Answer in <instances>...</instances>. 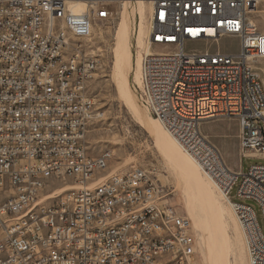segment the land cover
<instances>
[{
    "label": "built area",
    "instance_id": "2783aa9c",
    "mask_svg": "<svg viewBox=\"0 0 264 264\" xmlns=\"http://www.w3.org/2000/svg\"><path fill=\"white\" fill-rule=\"evenodd\" d=\"M117 1L0 0V264H201L191 221L154 170H110L111 150L87 153L99 115L87 94L99 63L88 41L99 22L114 20ZM261 2L151 0L150 51L134 80L139 101L230 205L248 264H264V236L254 209L230 192L239 181L236 197L254 200L264 220V164L232 171L199 127L235 117L240 158L264 159V88L254 65L264 59V33L251 19ZM184 23H196L199 36ZM221 37L235 38L237 51H212ZM60 181L78 186L47 190Z\"/></svg>",
    "mask_w": 264,
    "mask_h": 264
},
{
    "label": "rangeland",
    "instance_id": "374dc122",
    "mask_svg": "<svg viewBox=\"0 0 264 264\" xmlns=\"http://www.w3.org/2000/svg\"><path fill=\"white\" fill-rule=\"evenodd\" d=\"M122 1L123 0H118L116 3L114 20L111 22H99L94 27L92 36L88 41L91 50L97 55L99 63L95 75L88 83L87 94L93 99L95 109L99 115L91 121L86 133L85 145L87 153L90 156H97L104 150H111L113 156L109 164L110 170L126 171L132 166L154 170L153 172L157 180L173 191L170 201L175 206L176 210L181 215L188 217L191 221L197 241L196 260L201 264H207L211 255V243H209L208 236L203 234L196 227L194 220L185 209L184 195L183 192H181L182 189L176 178L177 169H175V166L168 161L169 158H167L164 153H161L162 151L155 144L150 133L137 122L132 109L127 103L125 94L121 92V87L118 82L116 83L118 77V62H120V56L117 51V39L123 11ZM143 1L147 2L148 0ZM148 9L149 4H145L143 7L145 18L142 22V26L143 29L149 31ZM251 19L256 24L257 28L264 33V2H261L258 9L251 13ZM130 26L131 33H133L135 30H133V28H136L137 26L136 14L131 16ZM135 43V39H132V51L134 52L135 58L138 59L139 64L140 56L144 49ZM202 46L203 45L200 43H187L185 49L202 48ZM148 47L149 45H147V52L150 51ZM209 48L212 51L233 53L237 51L238 43L235 38L221 37L217 42H212L209 45ZM166 50L171 49L166 48ZM254 65L258 68L260 77L264 82V59L255 61ZM128 78L132 92L136 95L134 91V70L131 69L129 71ZM199 128L202 135L217 148L224 163L232 171L237 172L241 170L245 173L251 164H264V159L247 157L240 158L237 137L239 126L235 117L216 116L213 118H207L201 121ZM181 150L182 149L180 148V153L184 156L186 153ZM200 174L204 175L202 171ZM238 178H240V176ZM238 183L239 181L233 186L230 192V198L233 201L247 204L254 209L258 224L264 236V220L261 216L259 206L252 199H239L236 197L235 193ZM61 185V181L57 182L49 189L47 188V190L51 191L53 188H60ZM216 192H218L217 189ZM224 206L231 212L235 219L236 217L230 205L224 202ZM236 224L239 230H241L237 221ZM226 231L228 245H230H227L225 251L226 263L248 264L245 237H243L244 245L241 251L238 244H235L234 238H232L234 237L232 230ZM201 238L203 245L206 248L207 260H205L201 251Z\"/></svg>",
    "mask_w": 264,
    "mask_h": 264
},
{
    "label": "bare ground",
    "instance_id": "6f19581e",
    "mask_svg": "<svg viewBox=\"0 0 264 264\" xmlns=\"http://www.w3.org/2000/svg\"><path fill=\"white\" fill-rule=\"evenodd\" d=\"M145 4H149L148 15L150 16L152 13L150 0L147 2L143 0L122 1L123 11L117 39V51L120 56V62H118V77L116 83L118 82L121 87V92L125 94L127 103L132 109L137 122L150 133L155 144L162 151L160 152L164 153V155L169 158L168 161L177 169L176 178L182 189L181 192H183L184 195L185 209L194 220L196 227L203 234L208 236L209 243H211V255L207 264H227L225 251L228 245V236H226V230H232L234 236L232 238H234L235 244H238L241 251L244 245V234L239 230L236 224L237 220L235 221L236 218L234 219L231 212L224 206L226 200L215 186L213 180L203 172L204 175L200 174L201 169L198 163L189 153L181 148L176 139L164 129L162 124L154 116L151 115L150 111L132 92L129 84V71L131 69L134 70L136 77L139 70L138 59L135 58L134 52L132 51V39H135V44L144 49L142 53H147V36L149 31L143 29L142 26V22L145 18L143 12ZM75 8L76 11H80L83 9V4L78 2ZM133 14L137 15V26L133 28V30H135L131 33L130 23ZM184 31H191L192 36H199V26H196V23H184ZM160 36H167V27H160ZM170 36H177V29H170ZM166 48L173 50V41H166ZM178 147L186 153L184 156L180 153V148ZM77 186V184H63L60 188H56L54 194L69 188H76ZM216 189L218 192H216ZM200 244L202 245L201 251L203 257L207 260L206 248L203 245L202 238Z\"/></svg>",
    "mask_w": 264,
    "mask_h": 264
},
{
    "label": "crops",
    "instance_id": "0c3cea01",
    "mask_svg": "<svg viewBox=\"0 0 264 264\" xmlns=\"http://www.w3.org/2000/svg\"><path fill=\"white\" fill-rule=\"evenodd\" d=\"M262 83H263V88H264V82H263V80H262Z\"/></svg>",
    "mask_w": 264,
    "mask_h": 264
}]
</instances>
